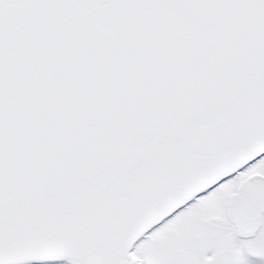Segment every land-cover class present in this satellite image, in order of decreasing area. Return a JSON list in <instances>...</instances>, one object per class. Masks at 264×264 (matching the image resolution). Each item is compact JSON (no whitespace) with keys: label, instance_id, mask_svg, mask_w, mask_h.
Here are the masks:
<instances>
[{"label":"snow or ice","instance_id":"obj_1","mask_svg":"<svg viewBox=\"0 0 264 264\" xmlns=\"http://www.w3.org/2000/svg\"><path fill=\"white\" fill-rule=\"evenodd\" d=\"M0 264H264V0H0Z\"/></svg>","mask_w":264,"mask_h":264}]
</instances>
